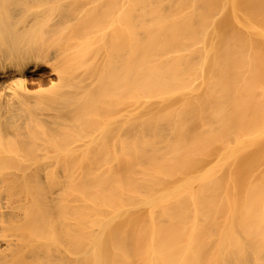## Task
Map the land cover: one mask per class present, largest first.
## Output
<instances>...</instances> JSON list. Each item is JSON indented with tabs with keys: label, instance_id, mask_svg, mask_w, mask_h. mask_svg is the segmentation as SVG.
<instances>
[{
	"label": "bare ground",
	"instance_id": "obj_1",
	"mask_svg": "<svg viewBox=\"0 0 264 264\" xmlns=\"http://www.w3.org/2000/svg\"><path fill=\"white\" fill-rule=\"evenodd\" d=\"M0 264H264V0H0Z\"/></svg>",
	"mask_w": 264,
	"mask_h": 264
}]
</instances>
